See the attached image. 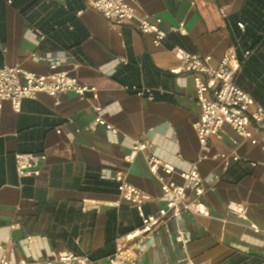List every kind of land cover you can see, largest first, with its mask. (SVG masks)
Masks as SVG:
<instances>
[{
  "label": "crops",
  "instance_id": "1",
  "mask_svg": "<svg viewBox=\"0 0 264 264\" xmlns=\"http://www.w3.org/2000/svg\"><path fill=\"white\" fill-rule=\"evenodd\" d=\"M137 5L140 14L162 20L160 27L168 35L161 46L135 22L112 29L86 0H0L1 65L40 75L69 72L98 89L97 98L88 93L85 99L75 92L57 97L41 92L24 99L20 111L4 102L0 259L24 258L21 242L29 235L46 238L54 250L100 252L98 256L112 252L116 234L142 222L137 207L122 199L114 178L117 172L154 197L144 205L147 214L159 209L162 189L150 172L146 153H138L134 162L127 160L132 143L149 142L150 152L184 169L202 153L194 128L201 107L192 74L173 71L182 67L174 56L175 47L210 57L213 66L235 49L241 61L237 83L251 94L252 111L257 105L264 107V38L249 54L246 46L236 44L235 24L246 0H137ZM181 24L186 34L171 30ZM64 55L68 62L56 68L38 59ZM117 58L129 63L121 64L113 76L98 70ZM125 85L152 88L155 98L126 91ZM97 106L108 108L105 118L120 131L116 139L104 125L90 128ZM251 129L261 140L264 133L253 124ZM225 131L222 139L212 138V153L235 152L246 160L228 169L220 159L200 163L207 215L183 217L180 227L190 235V242L178 243L166 232L152 234L143 242L148 250L131 264H264V237L226 210L232 200L249 205L250 221L264 230L263 144L243 139L235 145L231 140L235 133L228 127ZM17 153H45L46 160L35 167L40 174L20 176ZM84 199L100 202L101 208L84 214ZM170 228L176 229L174 224Z\"/></svg>",
  "mask_w": 264,
  "mask_h": 264
},
{
  "label": "built area",
  "instance_id": "2",
  "mask_svg": "<svg viewBox=\"0 0 264 264\" xmlns=\"http://www.w3.org/2000/svg\"><path fill=\"white\" fill-rule=\"evenodd\" d=\"M86 2L89 7L105 16L112 29H119L125 23L135 22L143 34L154 36L153 41L156 46H161L167 38L168 32L160 27L162 20L160 18L151 19L147 15L140 14L137 0H86ZM221 13L225 17L228 16L225 10H222ZM239 26L245 27L243 23H239ZM171 30L178 31L183 35L187 33L183 24L172 27ZM174 56L182 67L173 71L176 73L186 71L193 76L196 98L201 107V116L195 122L194 128L202 153L194 162L190 163L187 169H184L165 160L157 153L150 152L151 143L139 140L132 143V152L127 160L134 162L138 153H146L150 172L162 189V194L158 198L162 202L159 209L147 214L144 205L153 201L154 197L129 183L123 172H117L114 178L118 182V190L122 199L137 207L142 222L133 230L117 235L116 250L112 255L96 259L91 253L79 254L72 250H54L48 246L46 238L29 235L21 242L26 250V256L19 260H13L4 255L0 259V264H131L148 250L143 246V242L152 234L166 232L178 243L187 245L190 242V235L180 227L183 217L187 214L207 215L203 201L207 188L200 173V163L208 158L220 159L224 169H228L233 164L246 160L235 152L230 154L212 153L210 146L212 138L222 139L226 135L225 130L228 127L236 135L231 138L235 145L246 139L254 145L262 143L264 149V135L260 140L255 137L254 130L251 129L253 124L256 131L264 133V107L257 105L256 109L252 111L253 98L251 94L237 83L241 61L235 49H230L218 66L211 64L210 57L191 53L179 46L174 48ZM38 59L48 62L52 68H56L59 63L68 62L66 55L38 57ZM128 63L129 60L125 58H117L99 66L98 70L113 76L121 64ZM76 66L79 67L80 64L77 63ZM124 90L132 91L149 100L155 98L152 88L125 85ZM41 92L53 97L67 92H75L82 99H85L88 93H92L95 98L98 97L97 87L81 83L69 72L40 75L24 71L18 66L0 64V113L4 102H11L13 108L20 111L24 99L34 98ZM96 110L97 115L90 128L94 129L99 125H104L112 139L119 137L120 131L105 118L108 108L97 106ZM58 132H61V129ZM178 156L180 155L178 154ZM46 158L45 153H17L15 162L18 174L22 177L32 174L39 175L40 171L35 167ZM176 176L181 179L180 182ZM100 208V202L84 199V212ZM226 210L231 217L264 237V230L250 221L249 205L232 200L227 203ZM171 224L175 225L174 232L170 228ZM37 244H40V247L33 249V246ZM0 249L4 251L3 246H0Z\"/></svg>",
  "mask_w": 264,
  "mask_h": 264
},
{
  "label": "trees",
  "instance_id": "3",
  "mask_svg": "<svg viewBox=\"0 0 264 264\" xmlns=\"http://www.w3.org/2000/svg\"><path fill=\"white\" fill-rule=\"evenodd\" d=\"M240 17V20H238L235 24V33L237 36L236 44L246 46L248 51H250L254 45L259 43L264 38V0H246V5ZM239 23H243L245 27L241 28ZM84 214H86V212H84ZM117 235L118 234H116L113 240L114 250L112 252L104 256H98L97 254H100V252L91 253L93 258L100 259L112 255L116 250L115 240ZM77 253L82 254L81 252Z\"/></svg>",
  "mask_w": 264,
  "mask_h": 264
}]
</instances>
